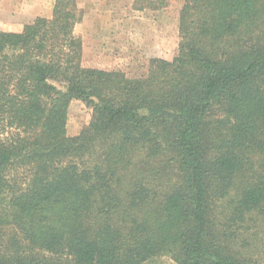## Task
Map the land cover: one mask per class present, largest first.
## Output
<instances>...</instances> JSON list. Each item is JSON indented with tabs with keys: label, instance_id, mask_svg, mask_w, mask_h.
<instances>
[{
	"label": "trees",
	"instance_id": "obj_1",
	"mask_svg": "<svg viewBox=\"0 0 264 264\" xmlns=\"http://www.w3.org/2000/svg\"><path fill=\"white\" fill-rule=\"evenodd\" d=\"M82 17L0 23V264H264V0H184L137 77L82 58Z\"/></svg>",
	"mask_w": 264,
	"mask_h": 264
},
{
	"label": "rangeland",
	"instance_id": "obj_2",
	"mask_svg": "<svg viewBox=\"0 0 264 264\" xmlns=\"http://www.w3.org/2000/svg\"><path fill=\"white\" fill-rule=\"evenodd\" d=\"M134 0H77L83 11L75 32L82 38V57L99 66L121 68L128 76L145 71L150 57L171 59L179 40L178 18L184 0H169L158 10H136ZM54 0H0V23L16 28L36 16L50 17ZM90 120V109L78 101L68 108L67 133L77 134ZM250 240L252 255L264 261V225ZM253 230V229H252ZM255 231V230H253ZM144 264H178L163 254Z\"/></svg>",
	"mask_w": 264,
	"mask_h": 264
},
{
	"label": "crops",
	"instance_id": "obj_3",
	"mask_svg": "<svg viewBox=\"0 0 264 264\" xmlns=\"http://www.w3.org/2000/svg\"><path fill=\"white\" fill-rule=\"evenodd\" d=\"M2 24V23H1ZM76 27V26H75ZM82 39V38H81ZM83 58V57H82ZM84 59V58H83Z\"/></svg>",
	"mask_w": 264,
	"mask_h": 264
}]
</instances>
